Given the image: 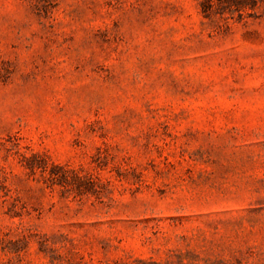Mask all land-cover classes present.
<instances>
[{"label":"rangeland","instance_id":"obj_1","mask_svg":"<svg viewBox=\"0 0 264 264\" xmlns=\"http://www.w3.org/2000/svg\"><path fill=\"white\" fill-rule=\"evenodd\" d=\"M0 264H264V0H0Z\"/></svg>","mask_w":264,"mask_h":264}]
</instances>
